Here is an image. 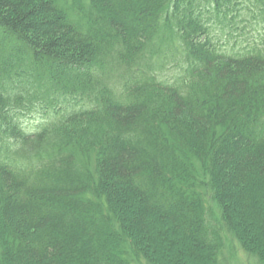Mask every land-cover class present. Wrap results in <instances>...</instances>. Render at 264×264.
<instances>
[{"label":"trees","instance_id":"16d2710c","mask_svg":"<svg viewBox=\"0 0 264 264\" xmlns=\"http://www.w3.org/2000/svg\"><path fill=\"white\" fill-rule=\"evenodd\" d=\"M207 196L264 251V0H0V264H217Z\"/></svg>","mask_w":264,"mask_h":264},{"label":"rangeland","instance_id":"374dc122","mask_svg":"<svg viewBox=\"0 0 264 264\" xmlns=\"http://www.w3.org/2000/svg\"><path fill=\"white\" fill-rule=\"evenodd\" d=\"M205 14V10L202 11ZM214 29V40L220 44L223 43L225 38L222 36V34L219 32V27L216 23H212V26ZM259 26L255 29V27L252 28L251 33L250 32H245V34L241 37H238V41L243 42L244 39H249L251 40L252 38H255L256 35H259L257 33V29ZM236 39L230 38L231 43L233 40ZM238 45H241V43H238ZM38 81V79H36ZM37 83V82H36ZM40 83V82H39ZM40 87L35 88L34 90L30 88L31 92H34L35 90L38 91ZM22 114L20 115V120L22 124L26 127L27 130L29 131H34L36 129V125L44 119V114L41 111V108L38 106L33 107L32 109L28 111H23L21 112ZM207 205L209 208V215L211 216L212 223L214 225H217L219 229H221V234L223 237V247L221 251V258L220 261L217 264H264V251L263 248L260 247V243L258 242L259 240L257 239L255 241L254 250L252 249H247L249 251H253L254 254H251L247 251H245L243 248L240 247L238 244V241L236 240L234 233L232 232H225L226 229L221 223V218H220V210L218 209V206L216 202L212 199H210L208 196L206 197ZM262 203L260 204L259 208L264 215V200H261ZM126 213L132 214L133 212V200L128 197L122 205ZM164 223L161 222H156L151 225V229L155 228H160L162 227ZM223 231V232H222ZM183 249L184 252V263H189L191 264L193 260L189 257L187 254V251L191 247V243L188 241H182L180 245ZM179 248L173 249V251L166 252L171 257H174L176 254V251H178ZM143 264H146V262H143Z\"/></svg>","mask_w":264,"mask_h":264}]
</instances>
